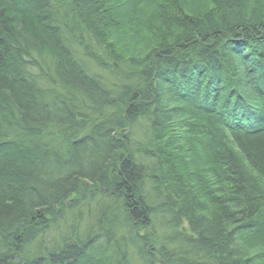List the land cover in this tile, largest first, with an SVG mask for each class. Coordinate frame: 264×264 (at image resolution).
<instances>
[{"label":"trees","instance_id":"16d2710c","mask_svg":"<svg viewBox=\"0 0 264 264\" xmlns=\"http://www.w3.org/2000/svg\"><path fill=\"white\" fill-rule=\"evenodd\" d=\"M180 1L124 56L102 17L128 0H0V264L264 257L236 250L264 252V0Z\"/></svg>","mask_w":264,"mask_h":264},{"label":"rangeland","instance_id":"374dc122","mask_svg":"<svg viewBox=\"0 0 264 264\" xmlns=\"http://www.w3.org/2000/svg\"><path fill=\"white\" fill-rule=\"evenodd\" d=\"M110 1V0H109ZM126 4V13L122 17L117 15L116 12L105 13L102 17L104 19L103 26H107V31L109 33V40L115 43V46L120 50L124 56L128 55H144L149 51V49L155 46L156 41L153 40L156 34L151 35L152 21L155 22V4H162L167 0H135V5L140 7H135L131 4L130 0ZM147 1V3H146ZM172 1V0H170ZM187 0H181L179 6H182ZM146 3V4H145ZM141 4V5H140ZM186 8L190 6H196L195 3L186 2ZM185 8V7H184ZM188 13V9H186ZM113 20V21H111ZM110 24V25H109ZM106 28V27H104ZM171 103L174 104L172 101ZM188 119L181 118L176 121L175 131L179 134L180 138H177L174 149L179 155L188 157L192 164V167L196 168L194 171L203 168L201 152L196 151L191 143L193 142L190 137L187 136ZM183 134V135H182ZM181 136L185 139L182 140ZM181 139V140H180ZM193 146L194 143H192ZM264 211V210H263ZM262 223L264 224V218ZM260 228V226H258ZM264 227V226H263ZM237 252L244 257L245 255L251 257H257V255H262L263 249L257 245L256 241L253 239L251 234H244L238 238ZM257 264H264V257L257 259Z\"/></svg>","mask_w":264,"mask_h":264}]
</instances>
